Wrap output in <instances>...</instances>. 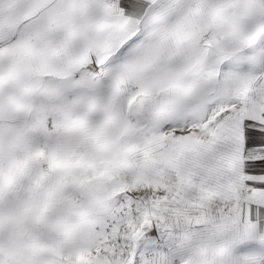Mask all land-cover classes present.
<instances>
[{
	"label": "snow or ice",
	"instance_id": "snow-or-ice-1",
	"mask_svg": "<svg viewBox=\"0 0 264 264\" xmlns=\"http://www.w3.org/2000/svg\"><path fill=\"white\" fill-rule=\"evenodd\" d=\"M0 264H264V0H0Z\"/></svg>",
	"mask_w": 264,
	"mask_h": 264
}]
</instances>
